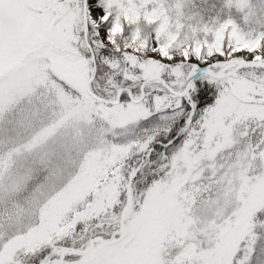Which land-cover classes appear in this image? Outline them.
Here are the masks:
<instances>
[{
	"label": "rangeland",
	"instance_id": "rangeland-1",
	"mask_svg": "<svg viewBox=\"0 0 264 264\" xmlns=\"http://www.w3.org/2000/svg\"><path fill=\"white\" fill-rule=\"evenodd\" d=\"M184 1L110 0L113 12L121 18V48L127 45L131 51L147 44L150 49L159 39L168 49L178 35L177 16ZM14 20V31H6L0 43V240L55 224L77 208L83 210V194L97 182L99 157L116 146L155 137L149 150L160 146L171 155L172 146H161L168 145L172 134L168 130L179 133L177 124L183 122L172 110L155 112L152 96H148L154 114L127 123L131 114L115 103L119 89L109 91L105 98L113 103L100 102L88 93L87 88L98 95L97 90L108 85L111 76L105 74L106 64L99 65L98 58L94 62L66 58L56 50L58 41L35 29L24 14L15 15ZM223 37L244 44L233 27L224 25L212 42H194L173 54L216 45ZM256 43H264V38L252 44ZM112 54L115 58L107 60L119 67L109 68L122 75L126 67L120 59L123 55ZM147 153L133 150L129 157L144 163ZM121 171L123 188L116 213L93 210L99 212L94 216L106 215L100 221L106 224L108 235L101 237L107 243L97 239L100 246L92 250L90 264H157L158 245L172 229L185 234L206 232L214 238V246L204 254L205 264H232L231 253L238 246L237 260L241 259L245 244H254L250 264H264V220L253 217L245 233L240 215L242 208H264V176L255 184L248 182L249 176L264 174V128L252 123L236 125L231 143L224 142L212 159L205 158L171 185L153 187V181L164 179L157 165L144 182L135 175L123 229L120 217L130 171ZM238 215L240 225L234 227L231 220ZM86 227L87 221L82 229ZM87 228L93 234V227ZM117 231L123 242L113 246L109 237ZM90 233L89 239L100 237ZM238 236L245 242L239 243Z\"/></svg>",
	"mask_w": 264,
	"mask_h": 264
},
{
	"label": "snow or ice",
	"instance_id": "snow-or-ice-1",
	"mask_svg": "<svg viewBox=\"0 0 264 264\" xmlns=\"http://www.w3.org/2000/svg\"><path fill=\"white\" fill-rule=\"evenodd\" d=\"M112 7L110 0H0V43L6 31H14V16L24 14L35 29L58 41L56 50L66 58L94 62L97 53L105 58L112 51L122 53L126 67L121 79L139 85L138 93L134 87H127L115 98L117 107L131 114L127 123L135 124L154 114L147 104L149 95L155 112L172 110L183 119L182 124H177L179 133L168 130L172 133L168 145L161 147L170 145L173 151L171 155L162 154L164 179L153 181V187L171 185L178 177L189 175L205 158L212 159L224 142L231 143L236 125L252 123L264 128V43L234 44L223 37L216 45L209 43L175 55L156 39L150 49L140 44L129 51L127 45L121 48L123 27ZM105 64L113 69L119 67L107 59ZM154 140L149 137L144 142L116 146L101 155L97 182L83 194L84 209H75L55 224L0 240V264H20L21 254L41 250L45 255L40 264H90V254L99 241L89 239L86 230L81 231L82 225L99 215L94 209L116 213L124 179L121 161L129 158L133 150L148 152ZM135 172L133 169L131 175ZM261 176L264 174L249 176V185ZM262 213L264 208L241 209L245 233L253 217ZM240 215L232 218L234 227L240 225ZM121 237L119 231L111 233L110 244L122 243ZM69 239L72 244L66 246ZM237 239L245 242L239 236ZM213 246L214 238L206 232L185 234L172 229L158 245L157 264H205L204 254ZM254 250V244H245L244 255L237 260V246L231 253L232 264H250Z\"/></svg>",
	"mask_w": 264,
	"mask_h": 264
},
{
	"label": "trees",
	"instance_id": "trees-1",
	"mask_svg": "<svg viewBox=\"0 0 264 264\" xmlns=\"http://www.w3.org/2000/svg\"><path fill=\"white\" fill-rule=\"evenodd\" d=\"M180 27H178V35L175 40L168 46V49L173 51H179L187 46L192 45L198 41L212 42L220 33L224 25H228L234 28L237 32L239 40L244 44H252L258 38H264V0H244L235 2V0H185L182 4L177 16ZM98 64H104L106 59L115 58L114 54L105 58L97 53ZM117 59V58H116ZM124 59L123 57L120 58ZM125 64V63H124ZM105 68V74L111 76L107 86H104L101 90H97L99 96L109 98L108 92H116L120 88L134 87V90L139 91V85L133 86L128 82L121 79V75L113 74L111 68ZM100 76V73L98 74ZM100 79V77H97ZM146 92L148 89L145 90ZM151 96V95H149ZM162 136V135H161ZM162 138H158L160 140ZM167 142V141H166ZM156 150L150 153V156L140 166L136 173V179L144 182L149 176L152 168L157 165L161 169V165L164 164L162 157V148L156 146ZM141 160L133 162L132 157L127 158L120 164L124 174L133 169V166H137ZM154 173V172H153ZM123 188V185H122ZM93 216L87 220V227H93V234L90 233L89 228L86 227V233L93 236H100L102 238L107 237V232L104 227V221H100V217ZM100 218V219H99ZM255 221L264 220V213L259 217H254ZM264 222V221H263ZM89 224V225H88ZM106 225V224H105ZM81 227V231H82ZM83 230V231H84ZM66 246H71L72 241L69 239L65 241ZM80 245L77 244V247ZM100 246V243L96 248ZM95 248V249H96ZM40 254H23L20 256V264L33 263L38 264L45 254L44 250H41Z\"/></svg>",
	"mask_w": 264,
	"mask_h": 264
},
{
	"label": "water",
	"instance_id": "water-1",
	"mask_svg": "<svg viewBox=\"0 0 264 264\" xmlns=\"http://www.w3.org/2000/svg\"><path fill=\"white\" fill-rule=\"evenodd\" d=\"M92 78V77H91ZM88 89V93L96 100L100 101V102H108V103H113L114 101L113 100H110V99H105V98H102V97H99L97 96L96 94H94L93 92L90 91L89 88ZM121 89L118 90V92L120 91ZM117 92V94H118ZM116 94V96H117ZM150 151H152V148L148 151L147 153V156L149 155ZM142 164V160L140 161V163L134 168L136 170L135 172V175L137 173V171L139 170L140 166ZM132 171L129 173V180H128V183H127V188H126V202H125V206L123 207V210L121 212V217H120V222H121V229H123V220L126 216V213L128 211V209L130 208V205H131V192H130V188H131V180L132 178L135 176L131 175ZM96 240L99 239L101 242L103 243H107L105 240H103L101 237H97L95 238ZM27 264H33V263H27ZM40 264V263H38Z\"/></svg>",
	"mask_w": 264,
	"mask_h": 264
}]
</instances>
